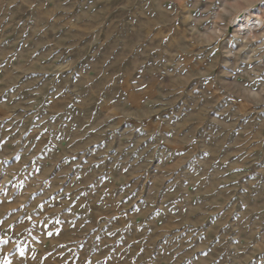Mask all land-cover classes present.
Masks as SVG:
<instances>
[{
    "label": "rangeland",
    "instance_id": "374dc122",
    "mask_svg": "<svg viewBox=\"0 0 264 264\" xmlns=\"http://www.w3.org/2000/svg\"><path fill=\"white\" fill-rule=\"evenodd\" d=\"M264 0H0V264H264Z\"/></svg>",
    "mask_w": 264,
    "mask_h": 264
},
{
    "label": "bare ground",
    "instance_id": "6f19581e",
    "mask_svg": "<svg viewBox=\"0 0 264 264\" xmlns=\"http://www.w3.org/2000/svg\"><path fill=\"white\" fill-rule=\"evenodd\" d=\"M233 23L236 24L237 27L240 28V30H237V32L243 31L242 33H248V34H252V28L253 29H258L260 27H263L264 25V19L259 16V15H255L252 17L250 16H246V15H241V16H235L233 18Z\"/></svg>",
    "mask_w": 264,
    "mask_h": 264
}]
</instances>
